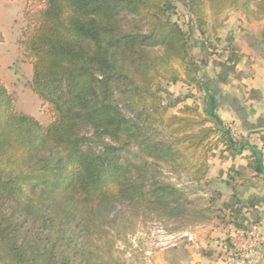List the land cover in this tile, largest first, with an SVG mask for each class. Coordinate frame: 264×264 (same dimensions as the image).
<instances>
[{
  "label": "trees",
  "instance_id": "1",
  "mask_svg": "<svg viewBox=\"0 0 264 264\" xmlns=\"http://www.w3.org/2000/svg\"><path fill=\"white\" fill-rule=\"evenodd\" d=\"M175 2L202 35L209 15L216 33L228 10L264 20V0H44L29 17L19 46L31 60V90L53 120L17 111L0 80V264H120L110 234L122 207L202 217L163 170L199 184L211 152L236 157L245 146L213 98L202 117L198 106L179 108L188 97L164 86L206 92L188 34L172 19Z\"/></svg>",
  "mask_w": 264,
  "mask_h": 264
},
{
  "label": "crops",
  "instance_id": "2",
  "mask_svg": "<svg viewBox=\"0 0 264 264\" xmlns=\"http://www.w3.org/2000/svg\"><path fill=\"white\" fill-rule=\"evenodd\" d=\"M229 23L230 20L224 23L216 37L221 56L211 57L206 47L197 53L196 60L206 63L198 61L201 75L206 77L201 81L206 89L204 107L209 106L207 96L213 98L218 117L227 128L233 126L238 130L236 140L245 146L236 157L222 147L213 151L204 180L207 187L218 192L221 203L229 207L228 214L235 209L241 227L232 223L227 237L221 235L223 238L214 242L206 238H213L216 233L202 227L206 234L198 238L193 233L194 243H179L171 261L168 259L170 264H225L222 241L252 225H258L264 234V20L254 25L239 18V30L231 34ZM36 119L45 125L50 123ZM236 172L245 175V184L235 176Z\"/></svg>",
  "mask_w": 264,
  "mask_h": 264
},
{
  "label": "rangeland",
  "instance_id": "3",
  "mask_svg": "<svg viewBox=\"0 0 264 264\" xmlns=\"http://www.w3.org/2000/svg\"><path fill=\"white\" fill-rule=\"evenodd\" d=\"M175 5L177 11L172 19L177 21L188 34L189 51L195 60L197 53L206 47L209 48L211 57H220L221 54L217 52L219 47L217 46L216 37L222 28L214 33L212 31V18L209 15L208 20L210 21L206 27V33L202 35L198 30L195 17L189 13L187 8L179 2H175ZM43 7L44 0H24L20 4L18 1L0 0V80L15 96L17 111L29 114L35 118L39 117L45 123H51L53 117L49 106L43 104L31 90L33 78L31 60L24 56L19 46V42L24 39L23 31L28 26L29 17L43 9ZM239 18L244 19L247 24L255 25V23H259L252 18L249 22L244 14L228 10L221 17L224 23L230 20L228 33L231 34L232 31L239 30ZM196 62L201 67L197 60ZM205 78L201 75L200 69V81L204 82ZM164 86L168 88L174 98L179 96L188 97L186 102L179 108L184 105L198 106L202 117H206L204 113V93L199 92L194 85L189 86L180 82L168 86L164 83ZM202 87L204 86L202 85ZM177 111L178 109H174L170 113L176 114ZM212 154L213 152L208 155V160ZM186 157L190 162L194 161L191 152L187 153ZM162 166L164 165L160 167ZM158 176L166 181L161 175ZM216 193L218 192H215L213 187H207L205 182L195 184V186L188 188L184 192L186 198L193 204V211H199L201 218L190 214L170 220L146 209L138 211L131 207L118 209L121 212V219L114 223V228L110 234V240H115L113 258L119 261L120 264H170L168 259H172L174 248H155L149 238L150 231H152L155 224L159 223L171 233L188 231L192 234L197 233L199 235L198 238L206 234V232H202V227L205 226L211 232L216 233L213 238H206L212 242L227 237L234 221L239 220V216L234 208L233 214H228L229 207H225L221 203V199L217 198ZM206 239L203 238V240Z\"/></svg>",
  "mask_w": 264,
  "mask_h": 264
},
{
  "label": "built area",
  "instance_id": "4",
  "mask_svg": "<svg viewBox=\"0 0 264 264\" xmlns=\"http://www.w3.org/2000/svg\"><path fill=\"white\" fill-rule=\"evenodd\" d=\"M228 129L234 140L239 138V132L235 127L229 126ZM163 175L170 183L184 192L195 186V183L185 173L177 174L164 169ZM149 238L152 245L159 249L175 248L181 242H195V236L191 232L171 233L160 223L154 225ZM230 242L231 248L223 250L225 264H264V234L258 225H252L244 231L236 232Z\"/></svg>",
  "mask_w": 264,
  "mask_h": 264
},
{
  "label": "water",
  "instance_id": "5",
  "mask_svg": "<svg viewBox=\"0 0 264 264\" xmlns=\"http://www.w3.org/2000/svg\"><path fill=\"white\" fill-rule=\"evenodd\" d=\"M197 61H200V60H197ZM200 63H203L204 65L206 64V63H204V62H202V61H200Z\"/></svg>",
  "mask_w": 264,
  "mask_h": 264
}]
</instances>
